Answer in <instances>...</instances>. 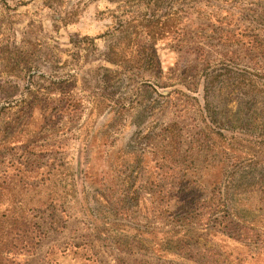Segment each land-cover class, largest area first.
<instances>
[{"label": "rangeland", "instance_id": "obj_1", "mask_svg": "<svg viewBox=\"0 0 264 264\" xmlns=\"http://www.w3.org/2000/svg\"><path fill=\"white\" fill-rule=\"evenodd\" d=\"M144 8L137 0H0V105L9 113L24 111L31 92L80 104L44 121L37 142L49 146L45 154H25L27 161H63L80 186L65 203L63 229L52 231L45 215L37 217L44 237L23 264H48L46 250L67 242H88L98 264H182L157 250L169 242V233L181 234L197 249L214 238L177 213L176 190L185 170L202 197L213 195L217 202L226 191L233 223L255 231L258 242H264V59H247L241 45L227 43L226 34L247 31L264 38V4H175L180 34L155 44L157 76L137 63L121 67L103 59L124 35L115 28L118 20L126 22ZM209 12L217 15H199ZM127 50L135 59L134 49ZM235 68L256 72L258 78L252 76L250 86L235 85ZM209 74L219 78L205 100ZM96 99L98 109L89 113ZM171 122L179 126L182 142L175 158L182 171L174 175L159 136ZM216 128L233 136L237 153L243 150L240 162L209 142L202 146L203 133ZM252 151L257 157L246 163L245 154ZM135 152L142 155L140 161H133ZM19 153L8 151L0 168ZM130 168L137 171L132 188L144 199L137 207L118 203ZM149 230L160 233L151 239Z\"/></svg>", "mask_w": 264, "mask_h": 264}, {"label": "trees", "instance_id": "obj_2", "mask_svg": "<svg viewBox=\"0 0 264 264\" xmlns=\"http://www.w3.org/2000/svg\"><path fill=\"white\" fill-rule=\"evenodd\" d=\"M137 1L144 5L143 12H135L126 22L124 19L118 20L115 28L125 31L124 35L104 52L103 59L121 67L137 63L152 76H157L160 68L155 44L165 40L171 42L178 37L179 15L174 5L185 0ZM257 1L264 4V0ZM199 15L208 18L217 14L209 12L206 15L201 13ZM56 18L61 19L60 16ZM226 34L229 36L227 43L241 45L247 59L252 61L264 59V38L255 32L243 31L235 34L226 31ZM122 39H125V42ZM129 48L136 52L135 59L129 55L130 52L127 50ZM235 73L237 75L235 85L242 87L253 85L252 76L258 78L256 72L252 74L246 68H235ZM218 78V74L208 75V84L203 94L205 100L208 97V90L212 89ZM30 95L29 101L25 102L24 111L19 109L15 114L9 113L8 109L0 105L2 120L0 159H4L5 154L14 149H20L22 152L0 168V264H23L27 256L37 251L44 237L37 222L39 215H45L48 227L52 231L63 229L65 203L78 192V185L80 186L75 176L71 179L70 166L63 161L50 158L39 162L34 158L27 161L26 158L27 154L38 157L47 152L49 146L37 142L44 123L50 117L67 113L68 109L69 111L78 109L79 101L68 98L54 102V99L43 97L36 92H31ZM99 101L91 100L89 113L96 107L98 109ZM212 110L210 108V111ZM212 132L203 133L200 140L202 146L208 145L209 142V146L217 149L220 154H231V157L240 162L239 157L243 150L236 152L233 136L223 133L219 128ZM159 136L164 146L162 153H165L170 162V173L178 174L181 167L175 158L180 155L182 143L180 128L174 122L167 123L162 127ZM256 153L252 151L249 155L245 154L246 163H252L257 157ZM133 156V158L130 156L133 161L142 159L138 152ZM133 174L136 179L137 171L130 168L124 176V187L119 192L118 203L137 207L144 199L132 188ZM187 175L186 170L181 172L175 208L184 219L190 220L199 230L209 234L210 238L214 237L213 242L209 246L197 249L193 248L190 242H186L181 234L171 232L167 238L169 242L159 244L160 247H157L160 255L169 254L182 259V264H264V242H258L259 234L255 231L233 223L230 218L232 206L229 204L227 192L224 191L223 198H218L217 202L213 195L206 199L202 197L203 193L199 187L190 183ZM225 180L228 182L229 179ZM109 201L107 197L106 202ZM139 232V235L144 233ZM147 232L152 234L151 239H156L155 234L160 233L156 230ZM44 259L48 264H98L88 242H67L61 248L51 246L46 250Z\"/></svg>", "mask_w": 264, "mask_h": 264}]
</instances>
